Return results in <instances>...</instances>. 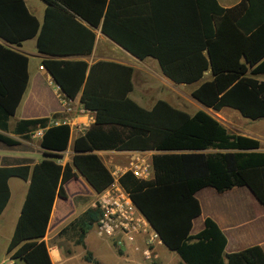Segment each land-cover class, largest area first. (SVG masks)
<instances>
[{
    "label": "trees",
    "instance_id": "trees-1",
    "mask_svg": "<svg viewBox=\"0 0 264 264\" xmlns=\"http://www.w3.org/2000/svg\"><path fill=\"white\" fill-rule=\"evenodd\" d=\"M40 21L24 0H0V141L16 146L42 128L39 145L46 157L0 166V213L10 190L8 179L28 181L15 227L6 247L11 264H53L44 237L55 198H66L64 184L82 176L100 193L113 182L99 150L155 151L153 175L136 178L130 171L120 185L157 233L175 251L178 264H264L259 244L225 253L227 238L210 217L192 233L201 214L195 194L210 187L224 192L246 186L264 208V150L260 140L231 133L203 109L189 113L158 99L150 109L128 96L133 88L131 66L114 61L88 64L63 56L89 54L94 28L135 57H152L176 83L199 82L192 97L214 111L223 107L240 115L264 117V0H240L222 7L218 0H146L144 15L112 14L114 0H43ZM36 39L41 60L66 97L94 112L93 124L72 141L70 161L61 164L71 138L69 124L49 125L48 117L9 122L27 89L28 57L9 45ZM211 77L202 80L206 71ZM55 116V115H53ZM11 134V135H10ZM54 205L52 215L56 211ZM100 209L88 207L69 226L77 244L95 226ZM86 261L100 264L91 253Z\"/></svg>",
    "mask_w": 264,
    "mask_h": 264
},
{
    "label": "crops",
    "instance_id": "crops-1",
    "mask_svg": "<svg viewBox=\"0 0 264 264\" xmlns=\"http://www.w3.org/2000/svg\"><path fill=\"white\" fill-rule=\"evenodd\" d=\"M24 1L29 11L41 21L45 9L44 1ZM145 1L146 0H114L116 3L112 9V14L119 16L144 15L145 13H143V11H145L146 6L144 3L136 5V2L138 3ZM239 1L240 0H218V3L222 7H231L237 4ZM93 30L95 32V39L92 51L89 54L67 55L63 56V58L72 60L82 59L87 61L89 65L96 61H114L123 65L131 66L133 68V88L128 93V96L146 109H150L158 99H164L174 107H180L182 110L184 109L187 112H191V114L198 109L206 110L207 107L201 103L200 105H197V107H194L192 111L187 110L179 105V83L174 82L162 73L156 59L152 57L139 59L105 35L101 31L100 27L94 28ZM30 40L34 41L36 48V39L34 37L23 41L19 46L9 45L10 48L28 57L29 73L27 89L15 111V114L11 116L14 117L13 120L11 121L10 117L9 122L13 124L15 121L23 118L48 117V124L56 125L63 124L62 121L66 119V124H69L71 127V138L67 149L63 153V156L54 157V159H56L58 162L64 164L65 162L70 161L65 160L66 153L70 151L73 153V139L82 134L93 124L94 112L84 109L83 105L79 101L80 93H78L74 99H69L66 97L65 94L57 87L49 72L45 68L41 69L39 67L42 65L41 60L47 56L39 53L37 48L34 52L30 53L27 50L28 48H25L24 46L25 43ZM29 54L37 59L38 62L34 61L31 63ZM210 77L211 74L208 70L204 73L201 81L209 79ZM258 78L263 79L264 75H261ZM135 79L141 82V87L136 90L137 92H134ZM155 91L156 95L153 96L152 94ZM71 103L73 104V106H71V110L66 111L65 104L71 105ZM218 120L225 125L223 121L220 119ZM42 133L43 129L39 128L30 134L29 139H21L18 136L12 135L20 141V144L16 146H6L0 141V166L18 165L25 161H27V163L32 166L33 164L39 162L42 158L46 157V155L42 153V149L39 145ZM252 137L259 139L260 143H262L259 136ZM261 149L264 150L262 146ZM112 151L124 155H128L131 152V150H99L96 151V153L101 155V153L108 154ZM145 152L151 159V155L155 151L147 150ZM58 158H63L64 160L59 161ZM16 178V176H11L8 179L10 196L5 207L0 213V224H6L10 231V235L6 236L5 238L6 247L15 227V223L20 213V209L28 187V181L23 179L25 185L19 188V197L18 200H16L17 203L13 205L15 196L12 185L14 184L16 188L17 184H19ZM64 186L65 190H67L65 184ZM66 193L68 195L67 191ZM200 195L202 199L199 197ZM195 196L201 206V214L196 218H200L201 220L197 225V229L195 230L194 220L196 218L193 219V226L191 230L192 233H196L203 227V220L206 216H208L218 224V226L226 235L227 244L224 250L225 253L239 251L254 244H259L264 250V208L246 186L233 187L221 193L216 192L210 187H205L197 191ZM58 198L61 197L57 196L55 198L53 208L55 204L57 205ZM66 199L67 197L62 198V200ZM53 208L51 211L48 227L51 224L54 216L59 215L61 212V210L57 207L54 215H52ZM48 250L53 264H65L70 256L64 253L58 245L48 247ZM128 254L133 255L134 251L130 249ZM2 261L3 260L0 262Z\"/></svg>",
    "mask_w": 264,
    "mask_h": 264
},
{
    "label": "rangeland",
    "instance_id": "rangeland-1",
    "mask_svg": "<svg viewBox=\"0 0 264 264\" xmlns=\"http://www.w3.org/2000/svg\"><path fill=\"white\" fill-rule=\"evenodd\" d=\"M24 46L25 48H28L27 50L30 53L36 50L33 40L27 41ZM29 58L31 63L34 61L38 62L31 54H29ZM197 85L198 82L179 84V105L183 108L192 111L194 107L200 105V103H198L191 95V91L196 88ZM134 87V92H137L136 90L141 87V82L135 79ZM152 95L155 96L156 91ZM206 110L223 121L228 131L231 133H241L256 137L259 136L262 141L261 146L264 148V117L250 119L240 115L237 110L230 107H223L220 111H214L208 108H206ZM13 118L14 117H11V121ZM71 155V151L67 152L65 160H70ZM100 156L110 171H117V174L125 168L129 160L128 155L118 154L113 151L108 154L101 153ZM58 160L63 161L64 159L58 158ZM16 179L19 184H17L16 188L14 184L12 185L15 196L13 205L17 203L16 200H18L19 197V188L25 185L23 179L18 177ZM65 185L67 187L66 191L68 192L67 199L62 200V198H58L57 207L61 212L59 215L54 216L44 237L48 247L58 245L64 253L70 255L65 264H93L84 259V256L89 253H91L100 264H178L181 260L175 251L167 248L160 242V240H155L154 244H152L155 257L151 261L144 260L140 252L134 251L133 255L128 254L130 248H128L127 251H118L113 246L112 241L97 235L95 226L85 235L83 244H77L78 234L72 226H69V224L84 210L93 206L97 199L96 192L80 175L70 179ZM199 197L201 198V195ZM200 220V218L194 220L195 230L197 229ZM9 233V227H7L6 224H0V261L3 260L0 264L12 263V259L9 258L8 254L6 255L5 250V238L10 235Z\"/></svg>",
    "mask_w": 264,
    "mask_h": 264
},
{
    "label": "built area",
    "instance_id": "built-area-1",
    "mask_svg": "<svg viewBox=\"0 0 264 264\" xmlns=\"http://www.w3.org/2000/svg\"><path fill=\"white\" fill-rule=\"evenodd\" d=\"M39 67L44 69L43 65ZM71 106L72 103L65 104L66 111H70ZM62 122L67 123V120ZM128 156L129 160L120 173L111 172L113 182L102 192L96 193L97 199L93 207L99 208L101 212L95 224L96 233L112 241L118 251L123 252L130 248L140 252L144 260L151 261L155 257L152 244L159 240L158 235L136 207L130 193L118 182V177L126 171H130L139 179L152 178L151 159L145 151H131Z\"/></svg>",
    "mask_w": 264,
    "mask_h": 264
},
{
    "label": "water",
    "instance_id": "water-1",
    "mask_svg": "<svg viewBox=\"0 0 264 264\" xmlns=\"http://www.w3.org/2000/svg\"><path fill=\"white\" fill-rule=\"evenodd\" d=\"M55 82V81H54ZM59 88H60V86L57 84V83H55ZM60 90H61V88H60ZM62 91V90H61Z\"/></svg>",
    "mask_w": 264,
    "mask_h": 264
}]
</instances>
